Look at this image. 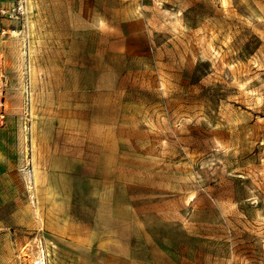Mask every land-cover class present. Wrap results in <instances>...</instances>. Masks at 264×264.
I'll use <instances>...</instances> for the list:
<instances>
[{
	"label": "rangeland",
	"instance_id": "374dc122",
	"mask_svg": "<svg viewBox=\"0 0 264 264\" xmlns=\"http://www.w3.org/2000/svg\"><path fill=\"white\" fill-rule=\"evenodd\" d=\"M0 148V264H264V0H0Z\"/></svg>",
	"mask_w": 264,
	"mask_h": 264
},
{
	"label": "bare ground",
	"instance_id": "6f19581e",
	"mask_svg": "<svg viewBox=\"0 0 264 264\" xmlns=\"http://www.w3.org/2000/svg\"><path fill=\"white\" fill-rule=\"evenodd\" d=\"M24 171H25V174H28V176H30L28 170H27V171L24 170ZM34 177H35V174H34V170H33V173L31 174V178H32V182L35 183L36 180H34ZM29 188H30V190L32 191V187L30 186ZM44 255H45V254H44ZM42 258H43V260H45L44 256H42ZM35 264H46V262L44 261V263L42 262V263H35Z\"/></svg>",
	"mask_w": 264,
	"mask_h": 264
},
{
	"label": "crops",
	"instance_id": "0c3cea01",
	"mask_svg": "<svg viewBox=\"0 0 264 264\" xmlns=\"http://www.w3.org/2000/svg\"><path fill=\"white\" fill-rule=\"evenodd\" d=\"M2 154L3 152L1 151V148H0V177L2 176V173H3V162H2Z\"/></svg>",
	"mask_w": 264,
	"mask_h": 264
}]
</instances>
